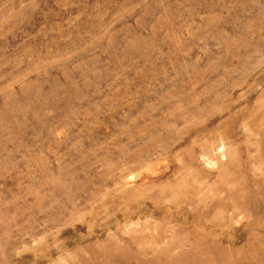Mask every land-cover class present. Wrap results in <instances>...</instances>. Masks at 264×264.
<instances>
[{
    "label": "rangeland",
    "instance_id": "rangeland-1",
    "mask_svg": "<svg viewBox=\"0 0 264 264\" xmlns=\"http://www.w3.org/2000/svg\"><path fill=\"white\" fill-rule=\"evenodd\" d=\"M0 264H264V0H0Z\"/></svg>",
    "mask_w": 264,
    "mask_h": 264
}]
</instances>
